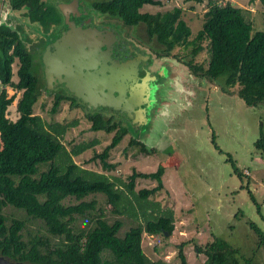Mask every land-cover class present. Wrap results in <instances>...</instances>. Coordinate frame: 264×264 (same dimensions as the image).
Wrapping results in <instances>:
<instances>
[{"label":"trees","instance_id":"obj_1","mask_svg":"<svg viewBox=\"0 0 264 264\" xmlns=\"http://www.w3.org/2000/svg\"><path fill=\"white\" fill-rule=\"evenodd\" d=\"M56 1L59 0H11L15 9L24 11L27 20L37 25L36 34L41 33V36L34 35L33 31L27 34L22 24L17 28L7 22L0 24V80L4 86L0 91V255L24 264H175L162 255L152 258L142 248L146 234L157 240L154 249L162 254L161 237L169 238L176 228L174 207L157 198L161 191L167 190L163 182L166 166L160 165L153 172L133 166L127 176L113 174L118 163L112 161V151L128 134L126 126L105 118L104 113L88 112L94 131H115L110 143L97 151L101 144L99 138L70 145L64 143L67 131L76 126L78 120L49 122L35 113L34 106L43 86L41 82L39 86L38 74L33 69L34 55L27 44L30 41L38 50L53 39L57 26L63 21ZM186 1L202 3L204 0ZM260 1L264 8V0ZM147 4L164 6L165 3L161 0H94L91 6L101 16L115 18L123 27L144 25L149 38H155L162 47L158 49L159 56H170L176 46L190 49L193 57L185 64L193 73H200L213 83L223 79L222 90L226 93H232V89L239 86L238 95L249 106L264 103V31L252 35L253 24L246 20L241 7L230 0H209L203 13V27L193 35L192 27L183 18L182 7L142 11ZM205 41L211 51L206 66L194 60L204 50ZM17 59L19 80L14 82L13 64ZM6 86L23 90L18 101L20 116L14 123H8L5 118L6 106L12 101ZM62 92L54 93L52 114L61 108ZM67 98L74 107L78 99ZM129 145L138 146V152L144 156L157 152V148L134 138ZM255 147L264 152V132ZM89 150L93 155L79 163L77 159ZM89 163L97 168L87 167ZM141 179L155 184L138 188ZM97 194L105 196L108 207L116 214L135 221L137 226L119 235L123 221L108 222V207L99 206L96 197L88 199ZM70 199L76 202L71 203ZM9 206L42 221L57 240L42 233H29L26 238V221L7 215L5 208ZM81 219L96 225L85 229L80 225ZM252 228L258 245L264 246V232L255 224ZM188 243L178 245L176 264H190L185 252ZM195 245L198 252L206 255L204 264H253L252 259L240 255L239 248L219 236Z\"/></svg>","mask_w":264,"mask_h":264},{"label":"rangeland","instance_id":"obj_2","mask_svg":"<svg viewBox=\"0 0 264 264\" xmlns=\"http://www.w3.org/2000/svg\"><path fill=\"white\" fill-rule=\"evenodd\" d=\"M81 1L86 6H91L94 0ZM161 1L165 3L164 6L147 4L142 11H165L173 6H180L184 9L183 18L192 27L193 35L202 29L203 13L208 8L209 0L202 3L186 0ZM230 1L241 7L246 20L253 24L252 35L264 31V8L260 0ZM71 13L75 14L72 10ZM33 26L37 28V25ZM139 30L146 42L156 49L162 48L155 38H149L144 25H140ZM37 35L41 36V33ZM207 44L205 41L204 50L194 59L205 66L211 56ZM43 53L42 48L33 52V69L38 74L39 86L41 82V86L45 88L41 64ZM171 57L173 64L165 65L167 74L163 73L158 77L163 86L159 87L158 92L155 91L156 97L145 112V122L139 129L125 120L120 122L128 128V134L112 151V161L118 163L113 174L127 176L132 172L133 166L145 172L156 171L160 165L166 166L163 182L167 190L161 191L157 198L174 207L176 228L169 238L160 236L164 246L162 254L154 249L157 240L145 234L143 252L155 259L162 255L176 264L178 245L189 242L185 246L189 263L204 264L206 255L198 252L195 244L201 245L208 239L219 236L239 248L243 258L252 259L253 264H264V246L258 245L257 234L252 228L255 224L264 232V152L257 151L255 147V142L261 132H264V103L249 106L238 95L239 86L232 89V93H226L222 90L223 79L213 83L202 74L193 73L185 64L193 56L190 49L184 46H176ZM19 67L17 59L13 64L14 82L19 80ZM2 88L4 86L0 83V91ZM6 89L12 101L6 106L5 118L8 123H14L20 116L18 101L23 90L12 86H6ZM54 93L53 90H42L34 109L35 113L49 122L79 121L67 131L64 138L66 145L99 138L101 144L97 151H101L110 143L115 131H94L87 111L80 105L71 107L70 102L64 101L59 111L52 114L50 110L54 105ZM105 118H109V114ZM132 138L157 148V152L144 156L138 152V146L129 145ZM92 155L93 151L89 150L77 161L81 163ZM86 166L97 168L92 163ZM153 184L154 181L141 179L138 188ZM92 197L98 199L99 206L108 207L104 195H92L88 199ZM69 201L76 202L74 199ZM107 209L108 222L121 219L124 223L119 235L123 236L131 227L137 226L135 221L116 214L110 207ZM5 213L26 221V238L29 233H42L57 240L48 233L42 221L28 217L23 210L9 206L5 208ZM80 225L85 229H92L96 224L81 219Z\"/></svg>","mask_w":264,"mask_h":264},{"label":"water","instance_id":"obj_3","mask_svg":"<svg viewBox=\"0 0 264 264\" xmlns=\"http://www.w3.org/2000/svg\"><path fill=\"white\" fill-rule=\"evenodd\" d=\"M59 7L66 25L70 24L74 3H59ZM63 29L44 49L45 90L61 86L89 111L116 113L139 129L146 119L141 105L147 86L140 57L134 56L126 42L115 40L110 44L104 40L99 44L85 42L74 48L69 28ZM0 264L24 263L0 255Z\"/></svg>","mask_w":264,"mask_h":264},{"label":"flooded vegetation","instance_id":"obj_4","mask_svg":"<svg viewBox=\"0 0 264 264\" xmlns=\"http://www.w3.org/2000/svg\"><path fill=\"white\" fill-rule=\"evenodd\" d=\"M53 2V1H51ZM71 2L74 3V8L73 11L75 14H72V18L70 21V24L66 25V20H65V14L61 11L59 7V3H64V4H70ZM56 4L58 5L60 12L63 15V21L62 23L57 26L55 30V36L53 37L52 40H50L47 45L51 42H53L59 34V30L63 29L66 30L69 28L70 35L73 37V42L74 48H76V45L78 47L83 46L85 42H91V43H96L99 44V41H106L109 44L112 43V41L115 40V42H126L128 47H132V53L134 54L135 57L139 58L140 57V62H141V68L143 69L144 75L147 76L146 80V89L142 101V109L145 112L148 110V107L150 104L153 102V100L156 97V93L159 90L160 86H163L161 79H158V77L164 73H166L165 70V65L166 64H173L172 60L173 57L172 54L170 56H159L158 54V49L154 48L153 45H151L149 42H146L144 38L142 37V34L140 33V25L137 27H123L119 26L117 23V20L115 18H105L95 12L93 10L92 6H86L83 4V1L81 0H59L56 1ZM24 11H20L15 9L12 6L11 0H0V24L2 22H7L8 25H10L13 28H17L19 24H22L24 26V31L27 32V34H30L31 31L34 32V35L36 34V28L33 26V24L27 20V18L23 15ZM22 31V30H20ZM24 31L21 32V34L25 36L26 33ZM80 40V43L78 44L77 42ZM30 43V41H29ZM42 48V51L47 47ZM34 44L30 43L29 48H31L32 52H37V46L35 48ZM34 62H35V57H34ZM164 63V65H163ZM42 71L44 77H45V64L43 62V57H42ZM45 80V85L46 86V78ZM44 90L45 88L42 87ZM53 91H60L62 90V94L64 95V101H68L72 103L71 99H68L67 97L74 98L70 96L67 90H65L61 86H57ZM157 92L155 93V91ZM155 93V95H154ZM77 99V98H76ZM76 105H80L82 108H84L87 113L88 112H95V111H89L87 107L81 102V100H77L75 103ZM99 112V111H98ZM103 113V112H101ZM109 114V118H112L114 120H119L118 122L122 121H127V123H130L128 120L123 118L122 116L117 115L116 113H104ZM146 116V114H145ZM144 123V122H143ZM142 123V124H143ZM131 124V123H130ZM141 124V125H142ZM132 125V124H131ZM140 125V127H141Z\"/></svg>","mask_w":264,"mask_h":264},{"label":"built area","instance_id":"obj_5","mask_svg":"<svg viewBox=\"0 0 264 264\" xmlns=\"http://www.w3.org/2000/svg\"><path fill=\"white\" fill-rule=\"evenodd\" d=\"M0 83H2L1 80H0Z\"/></svg>","mask_w":264,"mask_h":264}]
</instances>
